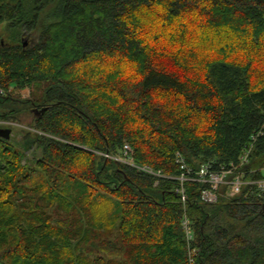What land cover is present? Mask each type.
Segmentation results:
<instances>
[{
    "label": "trees",
    "instance_id": "trees-1",
    "mask_svg": "<svg viewBox=\"0 0 264 264\" xmlns=\"http://www.w3.org/2000/svg\"><path fill=\"white\" fill-rule=\"evenodd\" d=\"M0 31V122L39 109L18 147L0 138L1 264H264L256 185L211 205L191 183L184 204L115 159L240 163L264 126V0H0ZM241 170L264 179V135Z\"/></svg>",
    "mask_w": 264,
    "mask_h": 264
},
{
    "label": "built area",
    "instance_id": "built-area-1",
    "mask_svg": "<svg viewBox=\"0 0 264 264\" xmlns=\"http://www.w3.org/2000/svg\"><path fill=\"white\" fill-rule=\"evenodd\" d=\"M15 89V88H11ZM10 90V91H11ZM0 124H5L4 122H0ZM264 135V126L252 136L253 143L251 147H249L240 159V163L230 164L229 167H220L214 168L212 163L203 164L199 170L192 169L186 162L185 158L182 154H176V162L179 166L180 173L176 176H166L161 172H155L149 167H139L136 165L133 155L134 151L129 145H125L123 148V157L119 159L115 158L118 161L128 164L129 166L137 169L138 171L154 176L159 179H169L173 180L175 183L174 191L180 195L182 202L185 204L188 200V184L191 183H199L203 185V188L200 191L201 201L205 204H216L219 200V197L222 196V188H226L225 195L227 197H235L241 193L243 187L252 183L256 185L259 190L264 191V179L247 182L245 180L246 171L240 169L245 167L249 163L251 149L254 143L258 140L259 137ZM109 157V155H105ZM111 157V156H110ZM112 158V157H111ZM232 176V178H229ZM186 238L188 242H192L194 240V231L192 227V223L185 216L182 222ZM192 253L196 254V250Z\"/></svg>",
    "mask_w": 264,
    "mask_h": 264
},
{
    "label": "rangeland",
    "instance_id": "rangeland-1",
    "mask_svg": "<svg viewBox=\"0 0 264 264\" xmlns=\"http://www.w3.org/2000/svg\"><path fill=\"white\" fill-rule=\"evenodd\" d=\"M0 35H1V31H0ZM10 94L13 95L16 98H22V99H27V98L28 99H32V98L35 97L33 90L30 89V88L29 89L28 88L27 89H23V90L12 89L10 91ZM32 108L39 111V109L37 107H32ZM32 108L27 109V111L21 116L19 122L18 121H13V122L12 121H6V122H4L5 124H0V128H10V129H12V136H11V140L10 141L16 147L19 146V145H17V143L21 144V141H22V139H23V137H24L26 132H30V131L32 133L36 132L32 128L31 122L33 121L35 116H38V115L33 113ZM40 154H41L40 150L32 149L31 151L27 152V158L31 162H33L32 161L33 157L34 156L39 157ZM115 158L119 159V157H115ZM113 202H114V206H115L114 209L115 208L117 209L118 203L116 201H113ZM117 233L118 232L116 231L115 235H118V238H119V233L118 234Z\"/></svg>",
    "mask_w": 264,
    "mask_h": 264
},
{
    "label": "water",
    "instance_id": "water-1",
    "mask_svg": "<svg viewBox=\"0 0 264 264\" xmlns=\"http://www.w3.org/2000/svg\"><path fill=\"white\" fill-rule=\"evenodd\" d=\"M28 43V37L23 39V45L26 46ZM48 108H43L42 112H45ZM12 136V129L10 128H0V138L4 140H10Z\"/></svg>",
    "mask_w": 264,
    "mask_h": 264
},
{
    "label": "flooded vegetation",
    "instance_id": "flooded-vegetation-1",
    "mask_svg": "<svg viewBox=\"0 0 264 264\" xmlns=\"http://www.w3.org/2000/svg\"><path fill=\"white\" fill-rule=\"evenodd\" d=\"M28 41H29V40H28ZM32 111H33V113H35L36 115L39 114V111H38V110H35V109L32 108ZM0 264H1V263H0Z\"/></svg>",
    "mask_w": 264,
    "mask_h": 264
},
{
    "label": "bare ground",
    "instance_id": "bare-ground-1",
    "mask_svg": "<svg viewBox=\"0 0 264 264\" xmlns=\"http://www.w3.org/2000/svg\"><path fill=\"white\" fill-rule=\"evenodd\" d=\"M46 88V87H45Z\"/></svg>",
    "mask_w": 264,
    "mask_h": 264
}]
</instances>
